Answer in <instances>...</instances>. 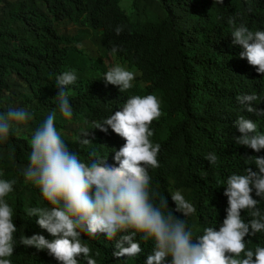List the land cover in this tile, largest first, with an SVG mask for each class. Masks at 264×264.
Masks as SVG:
<instances>
[{"label":"clouds","instance_id":"clouds-1","mask_svg":"<svg viewBox=\"0 0 264 264\" xmlns=\"http://www.w3.org/2000/svg\"><path fill=\"white\" fill-rule=\"evenodd\" d=\"M123 1L32 36L29 67L43 76L33 101L48 113L28 136L26 163L16 173L0 165V264H109L149 242L145 264H264V0H186L215 21L226 80L205 117L213 137L182 139L187 164L211 187L198 207L170 177L166 143L177 135L162 129L166 109L139 67L153 38ZM14 27L20 36L23 24ZM32 117L25 107L0 112V141Z\"/></svg>","mask_w":264,"mask_h":264},{"label":"trees","instance_id":"trees-1","mask_svg":"<svg viewBox=\"0 0 264 264\" xmlns=\"http://www.w3.org/2000/svg\"><path fill=\"white\" fill-rule=\"evenodd\" d=\"M122 1L0 0V112L9 107H25L33 113L32 119L21 126L22 137L13 133L6 141H0V165L4 171L16 173L22 157L28 160V136L48 113L33 101L34 95H40L43 76L39 69L29 67L35 63L32 36L49 21L79 26L81 18L90 15L94 20V15L104 9H114ZM167 1L170 4H164L163 0H133L130 10L153 38L152 57L139 67L150 75L151 91L160 97L166 109L160 118L161 127L177 135L166 143L174 167L170 177L179 183L177 190L198 207L207 204L204 196L210 195L211 187L198 180L195 168L187 164L185 156L189 154V147L182 139L185 142L196 133L199 140L213 137L206 128L205 117L217 112L214 102L226 89V80L221 72L222 62L213 54L215 21L207 19L205 11L186 0ZM39 2L46 8L33 10ZM15 21L23 24L20 36L14 27ZM103 27L113 34L119 46H125L124 37L116 35L115 26ZM18 184L20 193L28 190ZM151 248L149 242L139 257L111 258L109 264H145Z\"/></svg>","mask_w":264,"mask_h":264},{"label":"rangeland","instance_id":"rangeland-1","mask_svg":"<svg viewBox=\"0 0 264 264\" xmlns=\"http://www.w3.org/2000/svg\"><path fill=\"white\" fill-rule=\"evenodd\" d=\"M131 1H132V0H128V1L125 2L124 6H125L127 9L130 7V5H131ZM123 2H124V1H123ZM123 2H122V4H123ZM86 47H87L88 51L91 52V53H93V54H95V53L97 52V51H96V50H97V49H96V46H95L94 44L88 43V44L86 45ZM105 61L114 62V61H115V60H114V56H113V55H110V56L108 57V59H107V58L105 59ZM161 107H162L163 109H165L164 106H163V102H161ZM69 127H70V129H72V131H73L74 133H77V134H79L81 130L85 129L83 126H80V125H72V126H69ZM16 136H17V137H22L23 135H22V133H18V134H16ZM22 158H23V160L25 161L24 156H23ZM25 162H26V161H25Z\"/></svg>","mask_w":264,"mask_h":264}]
</instances>
